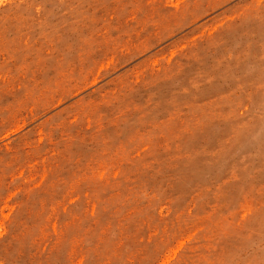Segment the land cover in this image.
Listing matches in <instances>:
<instances>
[{
    "label": "rangeland",
    "instance_id": "374dc122",
    "mask_svg": "<svg viewBox=\"0 0 264 264\" xmlns=\"http://www.w3.org/2000/svg\"><path fill=\"white\" fill-rule=\"evenodd\" d=\"M0 264H264V0H0Z\"/></svg>",
    "mask_w": 264,
    "mask_h": 264
}]
</instances>
